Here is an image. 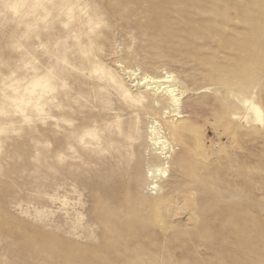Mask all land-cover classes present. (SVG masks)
<instances>
[{
	"label": "rangeland",
	"instance_id": "obj_1",
	"mask_svg": "<svg viewBox=\"0 0 264 264\" xmlns=\"http://www.w3.org/2000/svg\"><path fill=\"white\" fill-rule=\"evenodd\" d=\"M15 2L0 264H264V0Z\"/></svg>",
	"mask_w": 264,
	"mask_h": 264
},
{
	"label": "bare ground",
	"instance_id": "obj_2",
	"mask_svg": "<svg viewBox=\"0 0 264 264\" xmlns=\"http://www.w3.org/2000/svg\"><path fill=\"white\" fill-rule=\"evenodd\" d=\"M142 80L143 81H145V83L147 84V83H154V82H157V81H155L153 78H150V79H148V77L147 78H142ZM150 88H155V87H150ZM135 97H136V95H133L131 92H130V90L129 89H125V98H126V100H130V101H132V102H134V100H135ZM139 100H142V97H140V99ZM167 123H169L170 124V126H169V131H171V133H172V137H175V138H178V137H180V129L179 128H183L184 126H185V120H182V121H180V120H175V121H167ZM152 136H155V134H153ZM115 137H117V136H115ZM116 140V139H115ZM181 205V204H180ZM185 206V205H184ZM181 207V206H180ZM186 207V206H185ZM184 207V208H185ZM159 208H161L160 209V211H161V213L162 214H164L165 212H167V210H162L163 209V207H159ZM179 208V207H178ZM183 207H182V209H184ZM169 209V208H168ZM187 209V208H186ZM175 210V209H174ZM176 210H177V208H176ZM185 210V209H184ZM169 211V210H168ZM173 212V211H172ZM183 212H185V211H183ZM190 212V211H189ZM181 213H182V211H181ZM171 214V213H170ZM174 214H175V212H174ZM176 214H177V211H176ZM178 214H180L179 213V211H178ZM185 214V213H184ZM160 216H161V214H160ZM164 216V215H163ZM178 216V215H177ZM176 216V217H177ZM180 216H181V214H180ZM191 217V216H190ZM170 224H171V222L168 224V226L167 227H169L170 226ZM173 225V224H172ZM171 225V226H172ZM264 248V247H263ZM262 257H263V255H262ZM259 260H260V258H259ZM256 264V263H255ZM257 264H258V262H257Z\"/></svg>",
	"mask_w": 264,
	"mask_h": 264
},
{
	"label": "clouds",
	"instance_id": "obj_3",
	"mask_svg": "<svg viewBox=\"0 0 264 264\" xmlns=\"http://www.w3.org/2000/svg\"><path fill=\"white\" fill-rule=\"evenodd\" d=\"M18 5L15 0H0V16L17 15ZM102 27V24L98 25Z\"/></svg>",
	"mask_w": 264,
	"mask_h": 264
}]
</instances>
